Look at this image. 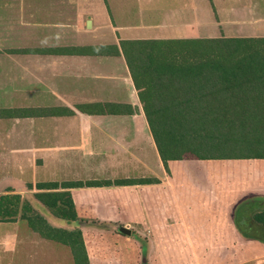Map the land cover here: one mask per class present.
Returning a JSON list of instances; mask_svg holds the SVG:
<instances>
[{
    "label": "crops",
    "instance_id": "0c3cea01",
    "mask_svg": "<svg viewBox=\"0 0 264 264\" xmlns=\"http://www.w3.org/2000/svg\"><path fill=\"white\" fill-rule=\"evenodd\" d=\"M227 6L235 16L227 17ZM254 6L264 0H0V109H33L32 116L0 117V194L31 200L38 190L29 183L155 177L158 182L145 186L169 190L192 250L227 258L234 250L264 249V242L240 234L233 214L240 200L264 197V168L252 162L260 159L170 160L166 168L121 46L124 40L264 36V13L253 20L260 23L256 28L248 27ZM114 45L119 55L54 51ZM96 102L118 104L121 113L77 108ZM73 169L82 172L73 175ZM136 186L70 189L74 223L40 213L54 226L79 225L93 264L89 226L81 224L88 219L80 215L76 195ZM84 200L87 210L91 200ZM96 203L99 224L119 218L118 209ZM251 225L257 233L260 226ZM147 241L152 249L157 243L154 236ZM0 264L75 260L70 246L18 218L0 221Z\"/></svg>",
    "mask_w": 264,
    "mask_h": 264
},
{
    "label": "trees",
    "instance_id": "16d2710c",
    "mask_svg": "<svg viewBox=\"0 0 264 264\" xmlns=\"http://www.w3.org/2000/svg\"><path fill=\"white\" fill-rule=\"evenodd\" d=\"M121 46L166 168L170 160L264 159V36L124 40ZM54 51L120 54L117 45ZM77 108L87 114L121 113L115 103ZM17 114L32 116L33 109H0V117ZM158 181L141 177L29 183L38 190L31 200H23L20 193L0 194V221L27 219L44 238L70 246L75 264H91L79 225L54 226L45 214L76 222L72 188ZM233 214L242 236L264 242V236L251 230V224L264 229V197L240 200Z\"/></svg>",
    "mask_w": 264,
    "mask_h": 264
},
{
    "label": "rangeland",
    "instance_id": "374dc122",
    "mask_svg": "<svg viewBox=\"0 0 264 264\" xmlns=\"http://www.w3.org/2000/svg\"><path fill=\"white\" fill-rule=\"evenodd\" d=\"M230 7L232 6L226 7L227 17L235 16ZM254 7V9H249L248 14L252 20L248 25L250 30L253 26L256 28L259 23L253 20L264 13V6ZM249 33L253 32L248 31L247 34ZM252 162L257 165V168H264V160H253ZM67 171L70 170L67 169ZM81 172V170L74 169L71 171L73 175ZM39 174L43 177L52 173L40 171ZM68 175L70 172L67 173ZM137 185L140 186L91 191L86 192L85 196L76 195L75 198L79 202V213L83 215V218L88 219L86 221H88L89 229L85 233L93 252V264H118L117 261L121 262L120 264H192L199 259L204 260L206 264H264V249L252 250L254 249L252 248L246 252L234 250L226 252L230 254L227 258H220L218 253L214 252L209 255L207 252L192 250L182 224L178 220L176 204L169 190L156 187L154 184L151 186ZM85 197L91 200L90 204H87L88 211L85 208ZM97 201L108 206V210H111L110 207L113 210L118 209L116 214L119 218H110L104 224H99L98 220L94 219L98 215L97 210L100 209ZM145 211L149 212L148 216L145 215ZM121 225L131 228L132 234L120 233L117 227ZM257 229H259L257 233L264 236V229L256 226ZM149 236H154L157 242L153 249L147 241Z\"/></svg>",
    "mask_w": 264,
    "mask_h": 264
},
{
    "label": "water",
    "instance_id": "95a60500",
    "mask_svg": "<svg viewBox=\"0 0 264 264\" xmlns=\"http://www.w3.org/2000/svg\"><path fill=\"white\" fill-rule=\"evenodd\" d=\"M117 230L120 233L125 234V235H131L132 234V229H130V228L124 226V225L118 226Z\"/></svg>",
    "mask_w": 264,
    "mask_h": 264
}]
</instances>
